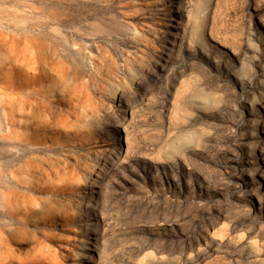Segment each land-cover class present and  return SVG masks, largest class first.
<instances>
[{
	"label": "rangeland",
	"instance_id": "374dc122",
	"mask_svg": "<svg viewBox=\"0 0 264 264\" xmlns=\"http://www.w3.org/2000/svg\"><path fill=\"white\" fill-rule=\"evenodd\" d=\"M167 7L0 0V35L41 41L46 75L60 71L35 152L0 132V172L15 177L10 205L0 196V264H264V0H183L177 38Z\"/></svg>",
	"mask_w": 264,
	"mask_h": 264
},
{
	"label": "bare ground",
	"instance_id": "6f19581e",
	"mask_svg": "<svg viewBox=\"0 0 264 264\" xmlns=\"http://www.w3.org/2000/svg\"><path fill=\"white\" fill-rule=\"evenodd\" d=\"M30 1H32V0H30ZM166 2L168 4L167 11L169 10L167 16L170 19L173 18L174 22H175V20H177L176 21L177 23H175V25H173V29H172L173 31H175V33H173L175 38H177L178 36H181V35L183 36L186 32L184 27H183L184 14L181 12V10H182L181 8H183V0H166ZM58 6H59V4H58ZM172 8L174 9L173 14L171 13ZM60 17H61L60 12H57L56 15L53 16V19L56 21L57 25L62 23V21H60V19H59ZM63 17H64V15H63ZM180 25H182V26L180 27ZM200 27L201 26H197L196 27L197 29L195 28L196 30L194 29L192 31V33L198 37V40H200L202 42ZM180 29L182 31H180ZM20 31H21V29L18 30L17 32L19 33ZM17 32H16V34H17ZM173 34H172V31H169V33H168V35H171V36H173ZM6 38L8 40H6ZM35 39H37V38L35 37ZM169 40L172 41V43H175V40H173V39H169ZM4 41H5V46L7 48V54H6L5 50L3 52H5V54H6L5 57H6V64H7L8 72L5 75L4 85L3 84H2L3 86L0 85V113L3 114L4 120H5V121H3L1 116H0V132L4 131L3 129H5V131H6L5 132V135H6L5 138L9 141H11V138L14 139V137L18 136L20 139L19 140L20 144H19L18 148L21 151V153H23V154L30 153L31 154V153L35 152L34 147H36V145L39 142L40 135L42 134L41 132L50 131V129L48 128L49 123L51 125H53L51 123L50 119L52 116L51 115L52 109H54L53 106L55 104H57L56 99H54L55 98L54 94L56 91L55 90L56 84L59 80L60 71H58V70L56 71L55 69H50V72H51V70H52V72L54 71V75H50V76L46 75V70H47L48 66L50 65L48 62H50V61H48V62L44 61L41 59L42 57H40L41 49H40L39 45L41 46L42 43L41 44H38V43L41 41L38 40L39 42L36 43L34 38L25 35V36H22V41L20 43H18L14 37L1 36L0 35V42H4ZM44 41H45V39H44ZM43 44H44V42H43ZM46 47H47V45H46ZM43 50H42V52H43ZM46 50H47V48L44 51L46 52ZM53 52H56V51H53ZM55 56H57V55H55ZM53 64H54V62H53ZM49 68H51V66ZM133 80L134 79L131 78V80L126 82L127 93L130 92V96H131L130 98H132L130 101L134 100V98H135L134 92L131 91V87L133 88V91H136V89H137V86H136L137 84H135ZM44 82H48L49 85L45 86ZM65 82H67V81H65ZM65 82H64V84H65ZM66 85H67V83H66ZM76 90L78 92L79 89L76 88ZM64 92H65V90H64ZM81 92H82V90H81ZM73 93H74V89H73ZM125 93L119 89H117L115 92V96H116L115 101L118 105V108L125 109V108H129V106H130V103L128 102L129 99L127 98V95ZM71 95H72V93H71ZM200 97H203V96H200ZM63 99H64V97H63ZM72 100H73V97H72ZM72 100H71V102H72ZM202 100H205V97L202 98ZM202 100H200L199 102H202ZM61 101H60V103H61ZM71 102L69 101L68 103H71ZM65 103H66V100H65ZM108 107H109V109H111L112 108L111 104H109ZM64 109H66V108H64ZM263 109H264V101H263ZM64 112H66V111H64ZM17 115H21V118H23V122L21 125L22 126L21 131L23 132V134H21L20 132H16V130H15V126H16L15 117ZM63 116H66V115H63V113H61V114L59 113L57 116V119L55 118L56 122L59 121L60 124H65L66 119ZM68 116H69V114H68ZM118 119H119V117H118ZM257 122L260 125L264 121H261V122L257 121ZM54 125H59V124L56 123ZM182 139L185 140V137L183 136ZM189 139L190 138L188 137V139H187V136H186V140H189ZM12 143L13 142H11V146H9V142H8V147H11L14 150V148H16V145L14 143L13 144ZM197 144H198V142H197ZM102 146H105V145H102ZM67 158L68 157H65L64 161H66ZM64 161L61 162L60 164H65ZM75 164H77V163L75 162ZM25 166L27 169H29V172L34 170L36 167V166L34 167V162H32L31 160L26 162ZM254 171H255V173L252 174V177H255L256 175H259V177H261L260 176V175H262L261 171L257 172L256 169ZM61 173L59 172V174H57V176L64 177L67 175L65 171H62ZM105 173H107V172H105ZM96 175H98V174H96ZM7 177H8V179L6 181V179H5L6 177L2 176V174L0 172V191L2 190V192H0V196L6 198L7 204L10 205L11 201L15 197V193L13 191V186H11V183H13L12 179H14L15 177H14V174L12 172ZM257 181H258V179H257ZM95 182H97V181H95ZM260 184L261 183L258 181V187L257 188L260 187ZM3 191H5L6 194H4ZM8 216L13 221V218H15V220H16V217L19 215H16L11 210H9ZM0 235H2L1 231H0ZM2 240H3V238H2ZM1 242H3V241H1ZM0 246H1V244H0ZM85 256L86 255H84V257L82 259H84L85 262L90 263L91 262L90 257H87V256L85 257ZM199 258H201V257H199Z\"/></svg>",
	"mask_w": 264,
	"mask_h": 264
}]
</instances>
